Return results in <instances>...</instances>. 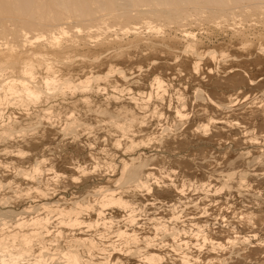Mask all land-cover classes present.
Masks as SVG:
<instances>
[{
    "label": "rangeland",
    "instance_id": "obj_1",
    "mask_svg": "<svg viewBox=\"0 0 264 264\" xmlns=\"http://www.w3.org/2000/svg\"><path fill=\"white\" fill-rule=\"evenodd\" d=\"M238 11L234 20L233 17H226L227 21L220 17L222 21L225 20L222 23L218 17H215V19L214 16H210L209 18L208 12L199 13L200 15L198 13L194 15V12L191 15L192 18L190 17L191 19H188L189 15L185 19L186 21L183 19L178 21V25L182 23L179 26L176 25L175 21L171 25L165 24L172 21L164 18L163 20L160 19L163 25L158 24L160 21L151 17L153 20L158 21V23L155 21V24L160 25V28L156 29L157 32L155 29V31L152 29L151 31L148 30L150 28L146 29L144 24L146 20L143 18L141 20L140 18L135 20V22L140 27L138 31H141L135 35L134 31H127V28L132 26L133 23L128 24L126 21H118V23L116 21L114 28L112 24L111 28L113 29L110 28V32H105L101 39H92L86 44L83 42L80 44L82 47L76 45V47L72 46L67 51L61 50V53L58 54L60 57L58 56L57 58H61L63 62L58 63L57 66L63 74L65 73V76L68 75L73 79H83L91 73H105L113 66L116 69H122L127 78L113 71L108 79L92 85V91L86 90L82 92L78 90L75 91L76 93L68 91L64 95L65 97L60 94L56 97H51L47 102L42 100L37 106L32 105L29 112L25 107L22 108L23 106L21 107L19 103H16L17 105L15 104V106L14 103L2 105V111H4L2 116L4 118L10 116L12 119L14 117L17 122L15 125L16 127L18 126L17 128L38 122L39 120H36V117L39 113L42 114L41 107H47L49 104L54 109V117L56 119L53 117L50 121L42 118L41 123L36 125L37 128L35 127V130L29 129L24 135L18 133L14 136L15 138H8L9 140L3 141V139H0V181L4 183V186L0 184V198H9L8 202L3 206L0 203V208L12 209L13 211L15 210L14 212L22 210L19 216L23 215L22 217L25 220L35 216V212L44 215L45 211L41 209L40 202H55V205L59 201V205H65L66 201L70 202L75 199L89 197L88 194L97 186H114L112 182L120 176L122 167L119 166L122 165V162L118 163V161H121L122 157L130 160V157L137 156V152H140L143 158L145 156L148 158L149 156V165L144 169V172L146 175L149 174L146 178L153 186L150 192L144 188V190L139 188L134 190V186L132 188L129 186L130 190L128 187L124 189H128L127 192L125 191L124 197L129 198L133 204H137H135L138 208H136L135 212L136 221H130V218L127 217L128 212L125 210L118 207H108L105 209L104 218L106 217L105 219L107 220L109 217H114L115 219L110 224V228H105L103 223L101 225L103 221L99 219L100 223L96 225L97 227L86 229L85 225L78 227L77 225L72 227L69 225L65 226V224L60 225L57 221L59 219L54 218L58 214L52 212V215L49 214L51 221H49L47 226V230H50L51 233L50 231L49 234H47L48 231H45L46 235L43 233L48 247L50 246L51 248L55 244H51L52 241L49 242V239H53L54 236L55 239L58 236L59 244L62 245L69 237H72L71 235L91 234L98 240L100 239L101 243L105 244V248L107 246L108 252L106 250L104 253L95 252L97 256L108 255L106 253H111L109 251H112L108 258L110 264L114 261V264L122 262V264H148L140 258L142 256L129 254L128 249L123 248L125 246L121 242L122 239H119L115 233L120 228L129 232L136 230L135 232H138L140 241H142L145 234L150 236L155 234L156 239L152 242L154 246L146 247L144 242L139 241L136 246H139L141 250H144L142 249L143 247L148 251L162 252L163 257H166L159 264H183L181 256L184 251L188 252V255H192V261L190 260L186 264H191L193 257H198L196 258V264H203L205 260L207 261L204 264H264V11L254 12L252 13L253 16L251 14V16L247 15L248 12L241 13L240 10ZM148 17L151 19L150 16ZM164 20L167 21L165 22ZM235 20L237 21L236 24ZM230 23L235 25H230ZM159 29L160 31L163 29L161 33ZM239 29L241 34L238 32ZM185 30L188 31V34L185 33ZM104 31L106 30L104 29ZM103 36L105 39H103ZM193 40L195 41V46L193 45ZM189 42L194 47L188 46ZM260 48L261 50H259ZM210 50L216 51L215 58L209 55L208 51ZM62 53H65L64 55L69 53L68 58L66 56L63 57ZM109 65L111 66L109 67ZM39 71L40 73L42 72L41 69ZM156 75L160 76L165 83H163L162 89L158 88L156 90L157 85L154 87L152 84ZM150 85L152 86L150 87ZM114 87L121 88L123 92L116 91ZM127 87L131 88L132 91H129ZM163 87H166V89H163ZM149 91L150 93L152 91L151 95L153 94L150 99L147 96ZM161 91L163 92L161 93ZM139 92L141 94H138ZM146 92L147 94L144 95ZM132 94L136 98L139 96L138 100L140 102L145 99V103L148 106L143 110L138 106L136 107L135 101L131 99ZM178 94L181 95L178 96ZM140 98L143 100H140ZM88 102H91L90 105ZM72 106L73 108H71ZM124 107L130 108V111L136 114L138 120L146 122L140 125L138 121L134 125L135 127L133 126L132 131H129L128 136L133 137L132 135L134 134L133 138L137 140L138 138L139 140L143 138L145 142L150 138L148 146L145 143L139 146L136 151H132V153L129 151L127 154L123 152L122 145L121 147L114 145L117 137L121 141L125 140V138L127 139V137L121 135L122 131L116 125H113L115 124L114 122L110 123L115 118L117 119V116H120V122H124ZM175 109L181 110L180 112L185 117L177 114ZM98 111L100 114L97 113ZM161 113L163 115H159ZM112 114L114 117L111 118ZM68 115H72L73 118H79L85 124L74 127V133H72V130L68 132L65 129L67 132H64L62 124L68 120L70 117ZM143 116H146V118ZM86 123L89 125L87 124V126ZM204 124L208 125V132H204L201 129ZM28 131L29 133H27ZM147 137L149 138L147 139ZM159 139H162V142ZM157 140L159 141L157 142ZM112 143L113 145H111ZM17 147L22 148L21 151L23 150V153L17 152L19 150ZM25 151L28 153L26 154ZM107 153L110 154L108 155ZM111 154H115L113 156L114 159ZM40 159H44L42 161L44 172L40 175V179L44 182L42 184L41 181V186L49 187L50 190L45 197L40 196L33 189V187L38 185L36 180L30 178L31 176L27 177L26 175L18 174L15 169L16 167L29 168L36 160ZM106 160L108 162L109 160L111 161L109 165L117 163L116 166L118 168H116L115 172L113 171V174L111 173L112 169L106 164L108 163ZM77 164L85 166L87 173L80 174V171L77 170ZM96 164H100L97 165V169L93 168ZM51 166L59 173L58 178L54 176L57 179L53 178L54 172L49 169ZM106 166H108V171ZM99 167L101 168L99 169ZM47 168L49 171H47ZM92 169L96 170V172L92 171ZM106 171L110 172V174ZM151 171L152 173H150ZM242 172L244 173L243 176H246L243 179L245 182L240 178L242 176L240 174H243ZM225 173H233V175L232 177H227ZM72 176L77 178L74 179ZM10 180L12 181L9 184ZM224 180L227 182L226 186L222 185ZM155 181L159 182L156 183ZM189 181L193 183L191 184ZM182 183H185V185ZM166 185L169 186L167 187ZM31 187L32 189L30 190L32 191L28 192L27 195L23 193L24 190H22L21 194L16 193L17 190ZM178 188L181 189L179 190ZM182 190L185 192H181ZM29 204L34 205L35 211L34 207ZM26 208L28 212H26ZM29 208L30 210L32 208V210L30 211ZM23 209H26V211L23 212ZM36 209L39 210L36 211ZM83 212L81 218L86 221L98 219L95 210ZM14 216L9 215L10 219H14L13 221L19 218L18 215V217L15 216L16 218ZM9 217L7 218L9 219ZM157 222L166 224L165 226L169 229L168 232L165 230V233V231L161 230L162 232L155 233V227L153 228V226ZM204 224L205 227L202 226ZM172 227L178 236L175 235L177 238L173 237L172 239L169 233ZM58 231L61 232L58 233ZM95 231L97 232L95 233ZM102 231L105 238L103 236L99 237ZM204 232L208 233L212 240L221 241L225 244L224 247L215 248L216 250L214 248L210 249L212 246L208 239L207 241L210 243L205 241L207 245L203 244L201 233ZM233 237H238L237 240L239 242L236 241L238 244H234V248H231L232 246L228 245L229 243L226 239L229 238L231 240ZM244 239L248 242H244ZM183 240H185V244ZM111 241L117 242V245L114 247V243ZM163 242L166 243L163 244ZM157 245L158 247H156ZM174 246L175 248H173ZM198 246H201L200 249H198ZM34 249H37L36 245ZM119 250L121 251L119 252ZM213 258L215 259L212 260ZM57 260L59 261V259Z\"/></svg>",
    "mask_w": 264,
    "mask_h": 264
},
{
    "label": "bare ground",
    "instance_id": "obj_2",
    "mask_svg": "<svg viewBox=\"0 0 264 264\" xmlns=\"http://www.w3.org/2000/svg\"><path fill=\"white\" fill-rule=\"evenodd\" d=\"M238 10H240L241 13H243V12L247 13L248 12L249 14L247 13V15H250V14L252 15V13L257 12V11H262L263 12L264 11V0H0V139H3V141H4V140H6L8 138H13L18 133L24 135V133H26V131L29 130V129L35 130L36 125L41 123V119L42 118H46L47 120L51 121L52 118L54 117V114H55L54 111H53L54 109L51 107L52 105L49 104V106H47V107H44V108L41 107L42 108V114H40V113H39V115H37L38 113L35 114V115H37L36 120H39L38 122H36L34 124H29V123H31V121H29V123H27V124H29V126L26 125V127L23 126V127L17 128L18 126L17 127L15 126L17 122H16V120H14L15 119L14 117L12 119V117H10V116L7 117V118H4V116H2V112H4V111H2V107L6 103H9V105H11V103H14V106H15L16 103H19V105H21V107L23 106L22 108L25 107L27 109V111L29 112V110H30L32 105H36L37 106V105L40 104V102L42 100L47 102V100H49L51 97L53 98V97H56V96H58L60 94H61V96L66 95L68 91H71V92H75V91H78V90H80L82 92H84L86 90L89 91V90H91V88L93 89L92 85H94V84L96 85L99 81H102V80L104 81V80L108 79L109 76L113 73V71H116L117 73H119L122 76L126 77L124 75V72H123L122 69H120V68L116 69L115 67H113L111 65H109V67L111 66L109 71H107L105 73H96V74L91 73V74L87 75L86 77H84L83 79L82 78L73 79V78L69 77L68 75L65 76L64 75L65 73L63 74L61 72V70L57 66L58 63L63 62V61H61V58L60 59L57 58L58 56L60 57V55H58V54L61 53V50H66L67 51V49H69L72 46H75V47H76V45L77 46H81L80 44L83 43V42H84V44H86L87 42L92 41V39H101L102 35H105L104 34L105 32H107V31L110 32L109 29L111 28L112 24H113V28H114V25H115L116 21L117 22L118 21L119 22L126 21V22H128V24L129 23H133L132 26H129L127 28V31H129V32L130 31H134L133 33L135 35L136 33H140V31H141V30L138 31L140 29V27L137 26V23L135 22V20H138L140 18H141V20H142V18L146 20V22H144V24L146 26V29L150 28L148 30L151 31V29H152L153 31H155L160 26V25L158 26V24H162L161 23L162 21H160V19L163 20V18L167 19L169 21H172V22L168 21L170 24L169 23H165V24L171 25V23L172 24H174L175 22L177 23L178 21H181V19L186 21L185 19L189 15L190 16H189L188 19H191L192 18L191 15L194 12H195L194 15H196L197 13H198V15H200L201 13L208 12V15H209L208 17L209 18H210V16H214V18L218 17V19H219L220 17H222V19L226 20V17H233V20H234L236 15H237V11ZM238 13H239V11H238ZM148 16H150V18L153 17V19L154 18L158 19V21H160V23H158L157 20H153L151 18L153 20L152 21L151 19H149ZM222 19H221V23L223 21H225V20L222 21ZM145 20H143V21H145ZM155 21L158 24H155L154 23ZM173 21H175V22L173 23ZM236 23H237V21L235 20V24ZM180 24H182V23H180ZM235 24H231L230 23V25H235ZM176 25H178V23ZM113 28H111V29H113ZM104 29L106 31H104ZM162 30L163 29H161V31ZM159 31H160V29H159ZM161 31H160V33H161ZM156 32H157V30H156ZM187 32L188 31H186L185 33H187ZM238 32H239V34H241L240 29H239ZM103 39H105L104 36H103ZM107 39H108V37H107ZM192 42H193V45H194L195 41L193 40ZM246 43H248V42H246ZM188 44H189L188 46L192 45V43H190V42ZM194 46H191V47H194ZM243 46H245V45L243 44ZM193 49H195V48H193ZM259 50H261V48ZM63 52H65V51H63ZM71 52H69V53H71ZM215 52L216 51H213V50L208 51V53H209V55H211V57L215 56ZM69 53H67L68 55H64L65 53H62L63 55L62 54L61 55L63 57L66 56L68 58ZM222 54H224V53H222ZM119 55H120V53H119ZM225 55H226V52H225ZM200 56H202V55H200ZM66 59H65V61H66ZM93 59L95 60L94 56H93ZM198 61H201V60H198ZM64 65H66V64H64ZM196 67L198 68V66H196ZM40 69L42 70L43 73L42 72L40 73V71H39ZM211 72H212V70H211ZM163 83H164V81H163V79L160 76L156 75L155 78H153L152 84H153L154 87H155V85H157V87H156L157 89L155 88L156 90H158V88H161L163 86ZM151 86L152 85H150V87ZM98 87H100V86H98ZM114 89H116V91L119 90V91L123 92V90L121 88L114 87ZM127 89H129V91L131 90V88H128V87H127ZM163 89H166V87L165 88L163 87ZM98 90L100 91L99 88H98ZM124 91H125V89H124ZM100 92H98V93H100ZM162 92L163 91H161V93ZM151 93H152V91H151ZM151 93L149 91L148 94L146 92L144 95L147 94L148 98L150 99V97L153 95V94L151 95ZM164 93H166V92H164ZM138 94H141V93L139 92ZM181 94H178V96L181 95ZM115 98H113V99H115ZM117 98H119V97H117ZM117 98H116V100H117ZM138 98H139V96L136 98L135 96H133V94L131 96L132 101H135V103H136L135 104L136 107L138 106V107L142 108V110H143L148 105H146L147 103H145V99L143 100V99H141L142 98L141 97L140 100H143V101L140 102L138 100ZM162 100H164V99H162ZM148 101H150V100H148ZM90 103L88 102L89 105H90ZM183 104H184V102H183ZM121 105H122V103H121ZM71 108H73V106ZM122 108H123V106H122ZM182 108H184V107H182ZM92 109H94V108H92ZM179 109L178 110L175 109L177 111V114H180V116L185 117V115L182 114L180 112L181 110H179ZM124 110H125L124 117L122 116L123 119H124V122L123 121L122 122L119 121V117L120 116H117L118 115L117 114L116 116L118 118L117 119L115 118L114 121H112V119H111L112 122H110V123L114 122L115 124H113V125H116V127L119 128L122 131L121 135L127 137V139L125 138L126 141L125 140L121 141V139H119L117 137L118 139L116 138V140L114 142V145H116L117 147H121V145H122L123 149H124L123 152H125L127 154V152H129V151H131V153H132V151H136L137 148H139V146H141V145H143L145 143L147 145L148 141L150 142V138L147 137V139L149 138V140L147 142H145V140H143V138L140 139V140H139V138H138V140L133 138L134 134L132 135L133 137H131L130 135L128 136L129 131H132L133 126L138 121L140 122L139 123L140 125L143 124V123L145 124L146 122H142V120H138V117L136 116V114H134V112L130 111V108L124 107ZM132 111H134V110H132ZM97 113H99V111ZM157 113H158V111H157ZM59 114H57V115H59ZM107 114H108V112H107ZM60 115H62V114H60ZM159 115H163V113H161ZM68 116H70L69 118L67 117L68 120L66 119L67 121H65L64 124H62V126H64V127H62L63 130L64 129L68 130V132H71L69 130H72L73 131L72 133H74V130H73L74 127H78V125H80V126L82 125L83 126V124H85L84 122L82 123L81 120L79 118H77V117L73 118L72 115H68ZM112 117H114L113 114H112L111 118ZM144 118H146V116ZM34 122H35V120H34ZM99 122H101V121H99ZM106 122H108V121H106ZM87 124L88 123H86V125ZM136 126H138V125H136ZM200 128H201V126H200ZM207 128H208V125L204 124L201 129H203L204 132H208ZM65 130H64V132H67ZM86 130H92V129H86ZM107 132H109V131H107ZM27 133H29V131ZM110 133H112V132H110ZM151 135L154 136L153 134H151ZM123 136H122V138H123ZM159 140H157V142ZM160 141L162 142V139ZM111 145H113V143ZM18 149L19 150L17 152L23 153L22 152L23 150L21 151L22 148H18ZM102 149H103V147H102ZM27 153L28 152H26V154ZM102 153H104V152H102ZM107 154L109 155L110 153H107ZM23 155H25V154H23ZM114 155L115 154H113V155L111 154L112 158H113ZM108 158H109V156H108ZM148 158H149V156H148ZM148 158H146V156H145V158H143L142 154L140 152H137V156L130 157L131 161L127 160V159H125L123 157H122V159L119 158V159H121V161H118V163L122 162V165H119V166H122V167H121V171H120V174H119L120 176H118L112 182V184H114V186H110V185L97 186V187H95V189L93 191L90 192V194H88L89 197L87 196V197H83L81 199H75V200H72L70 202L66 201L65 205H59L58 204L59 201L58 202L56 201L57 204H55V205H54L55 202L54 203L53 202H45V201L40 202L39 205L41 206V209L45 211L44 215H40V214H37L35 212V214H36L35 216H32L30 219H28V220L26 219L25 220L24 217H22L23 215L19 216V214L22 213L21 212L22 210H20V212L19 211L14 212L15 210L13 211L12 209H2V208H0V264H110V260L108 258H109V254L111 255L112 251H109L111 253H106L108 255H103L101 257L99 255L97 256V254H95V252H97V253L103 252L104 253L105 250L108 252V250L106 249L107 246L105 248V244L101 243L100 239L98 240L95 236H93L91 234H89V235L86 234V235H81V236L71 235L72 237H69L68 240H66L65 243L62 244V245L59 244L58 236H56L57 239H55V236H54L53 239H49L50 240L49 242L52 241L53 243L51 242V244H54V243L55 244L52 246L48 242V244H50L52 246L51 248H50V246L48 247L46 245L47 241H45L46 237L44 238V234H45L44 232L48 231V233L47 232L46 233L49 234L50 230H47L48 229L47 226H48L49 221H51L50 220V217H51L50 215H52V212H56L58 215L55 214L56 217H54V218H58L59 219L57 221H58V223L60 225L61 224H65V226L69 225L71 227L72 226H76V225H77V227L80 226V225H85L87 227L86 229H89V228H92V227L98 225L100 223V220L102 219L103 222H101V225L103 223L105 228L106 227L110 228V226H111L110 224H112V222L115 219H114V217H109V219L106 220L105 219L106 217L104 218L105 209L108 208V207H118V208L123 209L126 212H128L129 214L127 213V215H128L127 217L130 218V221L135 222L136 221L135 220V218H136L135 212L138 209L136 207L137 204L136 203H135L136 205L133 204V202L131 200H129V198L127 199V198L124 197L125 191L127 192V190H128V189H126V190H124V189L126 187L129 188V186H131L130 188H132V186H134V190L136 188L137 189L138 188L139 189H143L144 188L148 192H150L152 190V186L153 185L149 182L148 178H146V177L149 176V174L146 175V173L144 172V169L147 167V165H149L148 164V161H149ZM43 160L44 159L36 160V162L32 166H30L29 168L16 167L15 169L17 170L18 174L20 173V174H23L24 176L26 175L27 177L31 176L30 178H32L33 180H36L38 185L33 187V189L36 191V193L40 194V196L42 195V196L45 197V195H47L48 192H50V190H49V187H46V186L42 187L41 186V181H42V184L44 182L43 180L40 179L41 178L40 175L43 174V172H44V170L42 168V161ZM110 160H109V162L106 160V162H108V163H106L105 161H103V162H105L106 164L109 165L111 163V161H112V160L111 161ZM116 164L113 163V164L109 165V168L112 169V172H111L112 174H113V171L115 172L116 168H118L116 166ZM97 165H100V164L94 165L93 168L97 169L96 168ZM84 167L82 165H78V167H77L78 169L77 170L80 171V174L87 173L86 168H84ZM103 167H105V166L103 165ZM100 168L101 167H99V169ZM49 169L50 170L52 169L51 171L54 172L53 178H55L54 176L57 177L59 175V173L56 170H54L52 168V166ZM106 169L108 171V166H106ZM47 171H49L48 168H47ZM92 171L96 172V170H93V169H92ZM107 173L110 174V172H107ZM150 173H152V171ZM153 174H154V172H153ZM222 174H224V173H222ZM225 174H226L227 177H232V175H233V173H225ZM240 175L243 176L244 173L240 174ZM17 176H19V175H17ZM242 176L240 178L243 180L246 176L245 177L243 176V178H242ZM168 177L170 178V176H168ZM57 178H55V179H57ZM72 178L76 179L77 177L72 176ZM44 179H45V177H44ZM11 181L12 180H10L9 184L11 183ZM158 182L159 181H157L156 183H158ZM190 182L191 181H189V183ZM192 183L193 182H191V184ZM0 184L3 185L4 183H1V181H0ZM182 184L185 185V183H182ZM203 184L205 185V183H203ZM226 184H227V182L224 180L222 185L226 186ZM7 185H8V183H7ZM44 185H46V183H44ZM204 185H203V187H204ZM47 186H49V185L47 184ZM166 186L168 187L169 185H166ZM174 187H176V186L174 185ZM190 187H191V185H190ZM130 188H129V190H130ZM181 188H183V187H181ZM181 188H178V189L180 190ZM30 189H32V187L31 188H26V189L24 188V189H21V190H17V192L16 191L15 192L17 194H21L22 190H24V191L26 190V192L23 191V193H25V195H27L28 192L32 191ZM15 190H16V188H15ZM183 190H185V189H183ZM183 190L181 192H183ZM16 193H14V194H16ZM20 196L23 197L22 195H20ZM20 196H18V197H20ZM8 199L7 198H3V197L0 198L1 205L3 206L5 203H7ZM39 205H38V207H39ZM30 206L34 207L33 204L30 205ZM36 208H37V206H36ZM26 209H23V212H25ZM33 209L35 211V207ZM29 210H30V208H29ZM31 210H32V208H31ZM38 210L36 209V211H38ZM91 210H93V211L95 210L97 212L98 219H93V220H87L86 221L85 219L81 218V214L84 213L83 211H89L90 212ZM26 212H28V209H27ZM172 213L174 214V212H172ZM9 215L10 216L11 215H15L16 217L19 216V218H17L15 221H13L14 219L13 220H12V218L10 219ZM7 217H9V219ZM122 218H124V217H122ZM156 219H158V218H156ZM165 225L163 224V222L162 223L161 222H157L155 224V226H153V228L155 227L154 228V230H155L154 232L157 233V232H160L161 230L163 232L165 230L168 232L169 229H167V226H165ZM55 226H56V224H55ZM202 226L205 227V224L202 225ZM253 226H255V225H253ZM200 229H199V231H200ZM135 231L136 230H134V231L132 230V232H129L127 230H123V229L119 228L118 231H116L115 233H116V235L118 236L119 239L120 238L122 239L121 242H122L123 246H125V247H123V246L122 247L123 248H127L128 251L130 252L129 254L132 253V254H136L138 256H142L140 258L143 261H145L146 263H148V264H159L163 260V258L166 257V256L163 257V255H162L163 253L161 251L160 252L162 254L159 253V252H155L154 250L148 251L147 249H145L143 247H142V249H144V250H141V248L139 246H136L138 241L139 242H144L146 247H149L150 245L154 246V245H152L153 244L152 242L156 239L155 238V234H154V236H150V235H146L145 234V236L142 238V241H140L139 236L137 234L138 232L136 233ZM166 231H165V233H166ZM60 232L61 231H58V233H60ZM96 232L97 231H95V233ZM193 232H195V231H193ZM50 233H51V231H50ZM62 233H63V231H62ZM107 233H108V231H107ZM169 233L172 236V239H173V237L174 238L178 237L176 235V232L173 230V227H172V230H170ZM184 233H186V232H184ZM197 234H199V233H197ZM56 235H57V232H56ZM175 235L177 237H175ZM201 235H202V238H203V241H204L203 244H206L205 241H207V239L211 242L210 243V242L207 241L212 246V248H210V249L223 248L224 245H225L221 241L212 240L211 239L212 237H209L208 233H206V232L201 233ZM237 235H238V233H237ZM102 236H103V231H102V234L99 235V237H102ZM253 236H255V235L253 234ZM103 237L105 238V235ZM65 238H67V237H65ZM65 238H64V240H65ZM161 238H163V237H161ZM234 238H236V239H234ZM244 238H246V237H244ZM59 239H61V238L59 237ZM237 239H238V237H233V239H231V240L229 238L226 239V240L229 243L228 245H231L232 246L231 248H234L233 247L234 244L235 245L238 244V243H236V241L239 242V240H237ZM249 239H247V240H249ZM175 240H173V241H175ZM183 241H184V244H185V240H183ZM241 242H243V241H241ZM244 242H246L245 239H244ZM112 243H114V241ZM112 243H111V245H112ZM116 243L117 242L114 243V245H113L114 247H115V245H117ZM165 243L163 242V244H165ZM168 244H166V245H168ZM35 245L37 246V249H34ZM111 245H110V248H111ZM159 245H161V244H159ZM190 245H192V244H190ZM201 246H202V244H201ZM114 247H113V249H115ZM132 247H134V248L131 249ZM156 247H158V245ZM200 247L198 249H200ZM226 247L228 248V246H226ZM173 248H175V246ZM177 248H179V247H177ZM159 249H161V248H159ZM171 249H172V246H171ZM187 249H188V247H187ZM187 249H185V250H187ZM206 249H208V248L206 247ZM180 250H182V249H180ZM120 251L121 250H119V252ZM122 251H124V250H122ZM126 253H128V252L126 251ZM192 254H194V253H192ZM56 255L58 256V258H57ZM166 255H167V253H166ZM193 258L195 260L193 259V262L191 264H196V258H198V257H196V258L193 257ZM57 259H59V261ZM191 259H192V255L190 256V255H188V252L184 251V253L181 256V261L183 262V264H186V262H189ZM214 259L215 258H213L212 260H214ZM225 260H226V258H225ZM205 261H207V260H205ZM205 261H204V263H205ZM216 261H217V259H216ZM221 262H223V261H221ZM114 263H115V261L112 264H114ZM122 263H120V264H122Z\"/></svg>",
    "mask_w": 264,
    "mask_h": 264
}]
</instances>
